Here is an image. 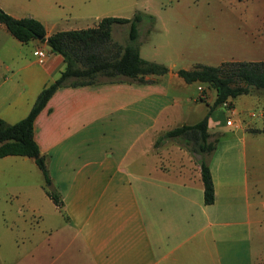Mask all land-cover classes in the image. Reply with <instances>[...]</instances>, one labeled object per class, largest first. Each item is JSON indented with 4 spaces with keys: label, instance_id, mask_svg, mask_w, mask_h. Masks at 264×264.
<instances>
[{
    "label": "crops",
    "instance_id": "crops-1",
    "mask_svg": "<svg viewBox=\"0 0 264 264\" xmlns=\"http://www.w3.org/2000/svg\"><path fill=\"white\" fill-rule=\"evenodd\" d=\"M75 1L81 3L61 0L63 24L49 20L51 12L46 8L14 14L3 7L15 17L37 18L48 35L96 24L100 17L85 26L69 23L75 18ZM225 6L169 7L172 15L163 29L170 37L160 50L167 60L138 50L144 59L165 62L168 70L146 74V82L102 81L55 88L33 119L32 136L46 156L62 206L51 201L41 181L26 182L21 195L35 205L40 226L32 234L35 241L23 245L5 264L264 261V92L251 89L234 96L226 111L218 109L222 103L208 111L207 130L210 137H217L208 158L210 203L203 201L198 154L173 139L153 144L163 130L200 119L214 100L211 87L177 75V68L186 67L177 65V59L191 50L208 60H245L234 55L228 21H211L215 30L203 31L202 15L234 9ZM245 29L264 42V19L246 21ZM37 48L44 51L41 62L33 53ZM63 64L62 56L49 50L44 40L21 42L0 22V118L12 123L23 117L40 88L57 76ZM229 115L237 125L225 123ZM252 118L261 120L260 126L241 121ZM0 160L43 180L31 156L6 154Z\"/></svg>",
    "mask_w": 264,
    "mask_h": 264
},
{
    "label": "trees",
    "instance_id": "trees-1",
    "mask_svg": "<svg viewBox=\"0 0 264 264\" xmlns=\"http://www.w3.org/2000/svg\"><path fill=\"white\" fill-rule=\"evenodd\" d=\"M143 13L135 11L129 17L104 15L93 26L75 29H60L45 35L43 24L33 16L15 17L0 7V22L19 41L32 38L44 40L49 50L59 53L63 67L57 76L43 85L37 92L27 113L20 119L7 123L0 118V156L21 154L33 157L43 181L51 182L46 156L32 136L33 119L44 106L55 88L64 85L91 84L102 81L146 82V74H161L168 70L163 63L142 58L138 53L137 23ZM148 17L151 18L149 15ZM113 23H127L128 40L119 43L111 40L110 27ZM177 75L186 82H195L211 87L215 96L205 114L195 122L181 123L159 133L153 144L164 139H173L189 152L198 154L197 162L202 182L204 203L213 200V186L208 167V158L215 147L216 136L210 137L207 130L208 111L217 103H230L232 98L251 89L264 92V59L223 60L218 64L195 63L189 68H177ZM51 201L61 208L59 192L51 183L43 186ZM255 264H264L258 262Z\"/></svg>",
    "mask_w": 264,
    "mask_h": 264
},
{
    "label": "rangeland",
    "instance_id": "rangeland-1",
    "mask_svg": "<svg viewBox=\"0 0 264 264\" xmlns=\"http://www.w3.org/2000/svg\"><path fill=\"white\" fill-rule=\"evenodd\" d=\"M75 1L74 13L75 18L69 19L73 26H85L93 24L99 17L104 15H124L131 16L136 11L143 13L140 23L138 22V43L137 48L143 54L154 52L155 57L167 60L166 56L160 54L163 40L169 38V34L164 32V22L168 21L172 12L167 11L172 6H225L234 7L232 11L222 13H204V32L207 33L215 30L214 26L209 24L211 21L230 23L227 30V37L235 42L233 50L235 56H241L245 60L264 59V42L257 38L256 32L245 29V22L264 19V0H78ZM83 1V2H82ZM0 7L8 8L14 14H24L26 10L48 9L51 13L49 20H57L59 24L65 16L61 8V0H0ZM5 8H4V7ZM229 10V8H226ZM237 10V11H236ZM8 12V11H7ZM9 13V12H8ZM174 13V12H173ZM60 18H58V15ZM151 16L148 17V16ZM225 15L226 17H223ZM26 16V15H25ZM28 16V15H27ZM208 26H213L210 28ZM145 29H148L147 31ZM220 35L224 34V29L219 30ZM221 37V36H220ZM226 37V36H223ZM110 38L113 41L123 43L127 38V23H113L110 32ZM252 39V41H250ZM140 48V49H139ZM159 49V52H157ZM232 50V49H230ZM169 62V61H167ZM194 62H204L207 64H217L218 60H208L203 54H193L189 50L186 57L176 60L179 66L189 68ZM166 64L165 62H163ZM182 64V65H181ZM194 85H192V90ZM215 109L214 107H212ZM220 111H226L224 106H219ZM256 107H253V112ZM228 112V111H227ZM232 116V115H231ZM236 120V119H234ZM242 122H249L260 126L258 119H241ZM38 177V178H37ZM41 181L45 187H50L52 182H44L40 176H35L33 172L26 169H19L13 163L0 160V264H5L12 257L19 253L23 245H30L35 241L34 231L40 226V219L34 204L25 202L22 198V191L26 182L31 184V180ZM39 229V228H38Z\"/></svg>",
    "mask_w": 264,
    "mask_h": 264
},
{
    "label": "built area",
    "instance_id": "built-area-1",
    "mask_svg": "<svg viewBox=\"0 0 264 264\" xmlns=\"http://www.w3.org/2000/svg\"><path fill=\"white\" fill-rule=\"evenodd\" d=\"M33 53L36 55L37 61L41 62L43 60L44 51L42 49L37 48L33 51ZM221 103L224 107L228 108V104L225 101ZM225 123L228 125H237V120H234L233 117L229 115L225 118Z\"/></svg>",
    "mask_w": 264,
    "mask_h": 264
}]
</instances>
